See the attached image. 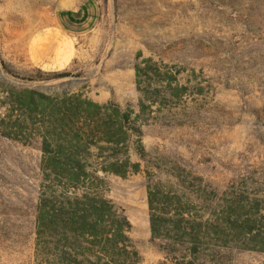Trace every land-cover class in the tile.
Returning <instances> with one entry per match:
<instances>
[{"label":"rangeland","instance_id":"obj_1","mask_svg":"<svg viewBox=\"0 0 264 264\" xmlns=\"http://www.w3.org/2000/svg\"><path fill=\"white\" fill-rule=\"evenodd\" d=\"M70 1L0 0V264H48L35 233L43 185H53L54 195L86 192L121 207L132 225L137 264H170L149 242L148 184L176 193L203 221L250 218L261 227L264 0H95L97 27L82 38L65 36L54 23V15ZM54 42L71 51L62 67L53 55L42 54ZM135 68L140 69L138 83ZM35 70L68 76L28 82ZM27 90L51 97L56 108L28 102ZM147 92L157 102L146 101ZM64 94L106 97L121 111L131 105L146 161L138 158L137 139L131 136L128 162L139 163V173L122 178L93 171L98 162L91 158L93 177L85 189L43 181L39 138L22 145L2 131L40 120L36 135L48 132L57 139L54 127L61 122L55 113ZM20 98L26 105L21 114L16 109ZM175 170L193 183L192 192L169 176ZM259 230L237 242L228 230L226 247L216 250L222 264H264Z\"/></svg>","mask_w":264,"mask_h":264},{"label":"trees","instance_id":"obj_2","mask_svg":"<svg viewBox=\"0 0 264 264\" xmlns=\"http://www.w3.org/2000/svg\"><path fill=\"white\" fill-rule=\"evenodd\" d=\"M139 70L135 68L136 83ZM67 76L66 72L35 70L34 77L26 80L39 82ZM23 94L32 104L57 106L51 97L42 93L27 90ZM22 99L16 105L20 114L26 106ZM145 99L150 103L157 102L148 92ZM61 102V108L55 113L61 122L54 127L57 139L48 132L36 135L34 130L40 120H34L27 127L13 123L2 131L3 136L22 145L30 144V138H39L40 170L45 183L64 182L66 189H85V182L93 177V172L89 171L91 158L98 162V168L93 171L122 178L128 173L140 172L139 163L128 162L131 136L137 139L138 158L146 161L145 152L138 143L142 132L136 126V120L131 118V105L126 104L125 110L121 111L112 102L100 105L77 94H64ZM137 104L143 106L142 101ZM39 116L41 120L45 117L42 112ZM154 168L160 170V167ZM169 176L182 190L192 192L193 183L188 182L179 170L171 171ZM43 188L36 204L35 233L37 247L42 256L48 258V264H137L139 256L129 236L132 225L121 207L95 194L83 192L66 197L54 195L53 185H43ZM147 205L149 242L170 264H222L216 250L226 247L228 230L235 242L242 234L252 235L253 230L258 229L256 238L264 237V223L258 227L250 218L243 223L227 216L203 221V216L188 202L172 191L164 193L158 183L148 184ZM250 244L256 245V242ZM260 250L264 252V247Z\"/></svg>","mask_w":264,"mask_h":264},{"label":"crops","instance_id":"obj_3","mask_svg":"<svg viewBox=\"0 0 264 264\" xmlns=\"http://www.w3.org/2000/svg\"><path fill=\"white\" fill-rule=\"evenodd\" d=\"M98 10V4L95 0H72L54 15V23L65 36L82 38L95 31L99 20ZM60 47L61 44L57 42L55 45L50 44L42 50V54L45 56L53 55L52 61L57 66L62 67L71 57V51L69 45L64 46L61 50ZM88 99L100 105L108 102L106 97H103L102 100L92 97H88Z\"/></svg>","mask_w":264,"mask_h":264}]
</instances>
